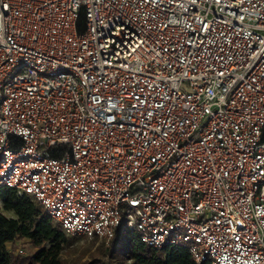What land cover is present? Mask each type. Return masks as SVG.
<instances>
[{"label": "built area", "instance_id": "1", "mask_svg": "<svg viewBox=\"0 0 264 264\" xmlns=\"http://www.w3.org/2000/svg\"><path fill=\"white\" fill-rule=\"evenodd\" d=\"M0 188L68 237L264 264V0H0Z\"/></svg>", "mask_w": 264, "mask_h": 264}, {"label": "trees", "instance_id": "2", "mask_svg": "<svg viewBox=\"0 0 264 264\" xmlns=\"http://www.w3.org/2000/svg\"><path fill=\"white\" fill-rule=\"evenodd\" d=\"M0 202L3 211L14 216L8 218L0 212V264H63L68 236L37 203L5 188H0ZM18 238L26 240L35 249L31 256L21 258L7 251L6 246ZM82 264L195 263L185 247H148L139 241L134 230L118 227L114 238L107 244L101 242L90 259Z\"/></svg>", "mask_w": 264, "mask_h": 264}, {"label": "rangeland", "instance_id": "3", "mask_svg": "<svg viewBox=\"0 0 264 264\" xmlns=\"http://www.w3.org/2000/svg\"><path fill=\"white\" fill-rule=\"evenodd\" d=\"M0 212L8 218L14 217L12 213L3 211L1 202ZM122 229H126L125 223H122ZM121 235H124V231L121 232ZM100 243V241L87 240L83 237H68V245L62 255L63 264H82L84 261L89 260L91 255L96 252ZM6 249L11 254H16L18 249H22L24 254L20 256L21 258L31 256L34 253L30 244L24 239L19 238L8 244Z\"/></svg>", "mask_w": 264, "mask_h": 264}, {"label": "crops", "instance_id": "4", "mask_svg": "<svg viewBox=\"0 0 264 264\" xmlns=\"http://www.w3.org/2000/svg\"><path fill=\"white\" fill-rule=\"evenodd\" d=\"M26 241V240H25ZM35 251V249H33Z\"/></svg>", "mask_w": 264, "mask_h": 264}]
</instances>
